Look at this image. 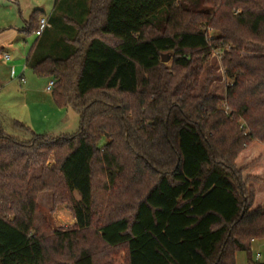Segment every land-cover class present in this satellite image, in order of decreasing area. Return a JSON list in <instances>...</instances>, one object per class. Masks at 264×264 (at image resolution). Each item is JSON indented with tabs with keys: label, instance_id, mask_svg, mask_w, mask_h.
I'll return each instance as SVG.
<instances>
[{
	"label": "trees",
	"instance_id": "1",
	"mask_svg": "<svg viewBox=\"0 0 264 264\" xmlns=\"http://www.w3.org/2000/svg\"><path fill=\"white\" fill-rule=\"evenodd\" d=\"M48 21L27 66L80 127L13 120L17 135L0 118V264H236L240 251L264 264L251 257L264 239V0H54ZM250 43L262 53L241 55ZM213 44L230 46L229 113L197 91ZM46 191L68 195L74 229L47 225Z\"/></svg>",
	"mask_w": 264,
	"mask_h": 264
},
{
	"label": "rangeland",
	"instance_id": "2",
	"mask_svg": "<svg viewBox=\"0 0 264 264\" xmlns=\"http://www.w3.org/2000/svg\"><path fill=\"white\" fill-rule=\"evenodd\" d=\"M54 9V0H0V38H10L0 47V118H2L8 133L20 134L21 132L13 124V120H18L28 126L36 134H52L61 135L73 133L79 128V116L72 110H67L69 115L76 117L78 123L75 124V129H63L61 124L64 120L68 125H72L73 121L70 118L64 117V114L55 115L50 107L54 105L51 93L46 91L48 78L40 77L34 74L33 71L27 69L25 80H20L18 77H10V66L13 58L16 56H26L33 44L38 39L33 31H26L24 20H29L30 14L34 10H41L47 19L51 16ZM50 28V24H49ZM210 36L216 35L217 31L211 27L206 29ZM206 60L202 64L201 80L197 91L205 85L207 91L216 94L224 99L222 107L226 113L230 109L226 105V92L231 81L225 75L223 65V55L225 48L228 50L230 46L225 48H213ZM261 51H257L256 44L250 43L244 50L240 52L243 56L259 55ZM7 56L9 58H7ZM194 58L203 56H193ZM168 67L171 63L167 62ZM18 76V74H17ZM24 81V82H23ZM54 107V106H53ZM60 127V129H59ZM104 141V140H103ZM40 168H33L32 174H40ZM78 199L77 194L73 195ZM37 204L40 213L47 225L53 230H71L75 228V218L71 210V200L66 195L61 197L58 193L46 191L38 195ZM93 240V238H89ZM101 248V247H100ZM260 254V261L264 262V239L256 240L252 244L251 257L254 261L257 260V255ZM54 259H62L59 255H54ZM236 264H249V253L240 251L236 253Z\"/></svg>",
	"mask_w": 264,
	"mask_h": 264
},
{
	"label": "crops",
	"instance_id": "3",
	"mask_svg": "<svg viewBox=\"0 0 264 264\" xmlns=\"http://www.w3.org/2000/svg\"><path fill=\"white\" fill-rule=\"evenodd\" d=\"M34 12V11H33ZM32 12V13H33ZM32 13L30 14V17H31V15H32ZM30 19V18H29ZM25 21V24H27V22L29 21V20H24ZM10 36H13V35H9L8 37H1L0 38V47H2L3 46V44L10 38ZM33 46H34V44H33ZM33 47H31V49H32ZM31 49H30V51H31ZM30 51L28 52V54L26 55V56H16L15 55V57L13 58L12 56L10 57V59L12 60V64H11V66H10V77L11 78H16V77H18L19 79L20 78H23L24 80H25V73H26V71H27V69H30L28 66H27V58H28V55H29V53H30ZM14 70V72H15V76H12L11 75V70ZM31 70V69H30ZM32 71V70H31ZM17 74H18V76H17ZM21 80V79H20ZM51 80V78H48V82H47V84H46V87H47V85H48V83H49V81ZM24 82V81H23ZM24 84H26V80H25V82H24ZM47 91V90H46ZM48 92V91H47ZM50 93V92H49ZM54 102V101H53ZM52 104V103H51ZM50 104V107L51 108H54V109H52V111H54L55 112V115H63L64 114V112L66 111V115L64 116V117H67V118H70V119H72V121H73V123H72V125H68V123L66 122V120H64V122H63V124H61V128H63V129H75V127L77 128V126H75V124H77L78 123V121H77V119H76V117H73L71 114L69 115V113H67L68 111V109L69 110H72V109H70V108H60V107H58V106H56V104L54 103V105H51ZM54 106V107H53ZM65 110V111H64ZM72 111H74V110H72ZM75 113H77L76 111H74ZM63 117V116H62ZM60 127H59V129H60ZM79 127H80V124H79ZM79 130V128L76 130V131H74L73 133H75V132H77ZM73 133H71V134H73ZM44 134H47V133H44ZM64 134H66V133H64ZM68 134H70V133H68ZM62 135V134H61ZM261 256V255H260Z\"/></svg>",
	"mask_w": 264,
	"mask_h": 264
},
{
	"label": "built area",
	"instance_id": "4",
	"mask_svg": "<svg viewBox=\"0 0 264 264\" xmlns=\"http://www.w3.org/2000/svg\"><path fill=\"white\" fill-rule=\"evenodd\" d=\"M47 27H49V21H48L47 17L43 16L39 19V29L36 31V36H40ZM7 58H9V57L7 56ZM11 75L15 76V72L13 69L11 70ZM20 79L24 80L23 78H20ZM53 86H54V80H50L47 87H46V90L48 92H51L53 89ZM259 259H260V254L257 255V260H259Z\"/></svg>",
	"mask_w": 264,
	"mask_h": 264
},
{
	"label": "water",
	"instance_id": "5",
	"mask_svg": "<svg viewBox=\"0 0 264 264\" xmlns=\"http://www.w3.org/2000/svg\"><path fill=\"white\" fill-rule=\"evenodd\" d=\"M163 63H167L168 62V58H167V55H164L163 56V60H162Z\"/></svg>",
	"mask_w": 264,
	"mask_h": 264
}]
</instances>
